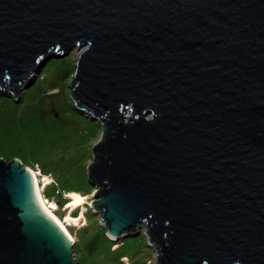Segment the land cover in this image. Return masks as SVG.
<instances>
[{"label": "water", "instance_id": "1", "mask_svg": "<svg viewBox=\"0 0 264 264\" xmlns=\"http://www.w3.org/2000/svg\"><path fill=\"white\" fill-rule=\"evenodd\" d=\"M76 46L110 233L143 227L158 264H264V0H0V86ZM73 242L0 159V264H76Z\"/></svg>", "mask_w": 264, "mask_h": 264}, {"label": "rangeland", "instance_id": "2", "mask_svg": "<svg viewBox=\"0 0 264 264\" xmlns=\"http://www.w3.org/2000/svg\"><path fill=\"white\" fill-rule=\"evenodd\" d=\"M80 52L77 46L65 55L48 52L18 95L9 84L0 86V159L10 162L16 158L39 172L42 193L57 203L54 212L59 218L67 213L81 216L79 224L65 221L73 236L76 264H158L156 246L149 244L143 227L133 236L112 237L102 210L93 204L97 189L87 171L96 162L95 148L106 128L71 95ZM44 175L50 177L46 184ZM66 190L86 199L70 209Z\"/></svg>", "mask_w": 264, "mask_h": 264}, {"label": "bare ground", "instance_id": "3", "mask_svg": "<svg viewBox=\"0 0 264 264\" xmlns=\"http://www.w3.org/2000/svg\"><path fill=\"white\" fill-rule=\"evenodd\" d=\"M79 49H81V52L83 51V49H85V47H80ZM80 52V53H81ZM30 170H32L34 172V176H35V179H36V183H37V186H38V190H39V194H40V197H41V200L43 201V203L45 204V206L47 207V209L49 210V212L58 219V221L62 224V226L66 229V231L69 233V235L71 236V238L73 239V236L71 235V233L69 232L66 224H65V221L66 223H69V224H79V217H73L71 214H68L65 215V218L64 219H61L57 216V214L54 212V210L57 208V203L54 201V200H49L47 199L46 197H44L43 195V191H42V188L40 186V183L41 181L39 182V177H38V173L36 170L32 169V168H28ZM50 177L47 176V175H44V184H46L47 182H49L50 180ZM67 195H69L71 198L70 200L68 201L66 207H70V209H73L74 207L78 206V205H81L84 200L86 199V197L83 195V194H80L79 192H70V193H67ZM82 215V214H81ZM110 233V231H109ZM110 235L112 237H115L114 235H112L110 233ZM73 245V243L70 245V247ZM70 249V248H69Z\"/></svg>", "mask_w": 264, "mask_h": 264}, {"label": "trees", "instance_id": "4", "mask_svg": "<svg viewBox=\"0 0 264 264\" xmlns=\"http://www.w3.org/2000/svg\"><path fill=\"white\" fill-rule=\"evenodd\" d=\"M69 189H71V188H69ZM75 190H76V189H75ZM70 191H73V190H66L65 193L70 192ZM63 193H64V190H63L62 194H63Z\"/></svg>", "mask_w": 264, "mask_h": 264}]
</instances>
